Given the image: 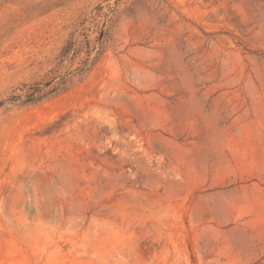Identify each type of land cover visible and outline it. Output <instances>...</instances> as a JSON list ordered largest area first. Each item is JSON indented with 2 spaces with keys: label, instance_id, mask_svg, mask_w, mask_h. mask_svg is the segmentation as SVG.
<instances>
[{
  "label": "rangeland",
  "instance_id": "rangeland-1",
  "mask_svg": "<svg viewBox=\"0 0 264 264\" xmlns=\"http://www.w3.org/2000/svg\"><path fill=\"white\" fill-rule=\"evenodd\" d=\"M63 77L0 106V264H264V0H0V99Z\"/></svg>",
  "mask_w": 264,
  "mask_h": 264
},
{
  "label": "trees",
  "instance_id": "trees-1",
  "mask_svg": "<svg viewBox=\"0 0 264 264\" xmlns=\"http://www.w3.org/2000/svg\"><path fill=\"white\" fill-rule=\"evenodd\" d=\"M70 46L67 45L64 48V52L70 53ZM101 53V50H99ZM71 84V78L63 77L60 80L53 82V80L36 82L33 84H25L22 87H18L12 90V93L7 99H0V106L6 101L21 102L22 104H35L48 97L54 96L61 92L66 91Z\"/></svg>",
  "mask_w": 264,
  "mask_h": 264
}]
</instances>
